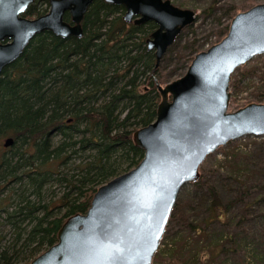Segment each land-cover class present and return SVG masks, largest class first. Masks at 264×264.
Listing matches in <instances>:
<instances>
[{"label": "trees", "instance_id": "16d2710c", "mask_svg": "<svg viewBox=\"0 0 264 264\" xmlns=\"http://www.w3.org/2000/svg\"><path fill=\"white\" fill-rule=\"evenodd\" d=\"M48 10L49 0H35L24 15L39 17ZM124 15V7L95 0L85 14L82 37L38 35L0 75V264H30L58 242L69 217L89 210L100 186L144 158L133 134L155 121L158 84L171 79L148 48L157 25L127 23ZM65 19L70 21V14ZM187 50L191 57L182 64L184 71L202 49ZM253 87L256 100L264 103V61L234 72L232 101ZM9 138L13 145L5 147ZM252 153L232 155L234 197L226 204L204 170L192 184L195 210L205 209L207 225L227 221L226 231L212 235L207 226L189 227V210L177 201L163 238L171 236L167 252L177 264H204V258L215 264H264V216L252 208L264 202L259 199L264 197V143ZM251 172L247 192L238 179ZM176 221L180 227L170 231ZM162 253L158 250L152 264Z\"/></svg>", "mask_w": 264, "mask_h": 264}, {"label": "water", "instance_id": "95a60500", "mask_svg": "<svg viewBox=\"0 0 264 264\" xmlns=\"http://www.w3.org/2000/svg\"><path fill=\"white\" fill-rule=\"evenodd\" d=\"M94 1L50 0L46 14L30 19L23 14L35 0H0V75L38 35L82 37V22ZM104 1L123 6L128 23H156L147 43L156 52L157 67L180 33L196 21L195 11L171 0ZM67 13L71 22L65 20ZM262 54L264 3L238 13L227 36L198 53L184 76L158 84L156 120L133 135L145 151L143 160L101 186L87 213L68 218L58 242L31 264H99L108 241L122 248L118 264H152L181 190L200 179L206 158L230 141L264 135V103L229 111L233 73Z\"/></svg>", "mask_w": 264, "mask_h": 264}, {"label": "rangeland", "instance_id": "374dc122", "mask_svg": "<svg viewBox=\"0 0 264 264\" xmlns=\"http://www.w3.org/2000/svg\"><path fill=\"white\" fill-rule=\"evenodd\" d=\"M177 6L192 9L196 12L197 20L192 28H187L182 32L180 39L177 42V45L174 48H170L165 56L162 58L160 64H162V72L166 73L167 79H171L167 83H163L162 86H165L174 80H177L184 76L188 68L184 71L182 64L187 63L188 59L191 57L190 50H187L188 47L195 45V47H200L201 51L208 50L214 44L220 42L228 33V28H230L233 18L240 12H244L251 8L254 5L264 3V0H171ZM175 4V5H176ZM262 56V55H260ZM255 57L250 62H253L254 65L258 64L261 61H264V55L262 57ZM182 74V75H181ZM254 85L258 84V81H255ZM254 87L253 89L240 93L230 104V112L237 111L251 103H263L259 102L255 98ZM264 143V136H252L247 135L242 137L235 142L221 147L215 153L209 155L205 162L202 164L201 169L205 172V180L209 183H214L218 185L220 190V198L223 203H227L229 200H233L234 197L232 193V178L234 175L231 171V163L234 153H240V151H247L248 153L253 154L258 144ZM234 155V156H232ZM232 156V157H231ZM240 155H237V157ZM243 157V156H241ZM245 158V157H244ZM231 161V163H230ZM234 164V163H233ZM240 166V165H239ZM202 173V171H201ZM245 173V172H244ZM254 173H247L249 181L244 178L238 179V183L242 186L244 191L249 192L250 189V180H252L251 175ZM206 182V183H207ZM254 190V189H253ZM195 189L192 184H186L179 195L178 201L181 202L182 206L185 205L189 210L190 217L188 218L190 224L196 225V227L202 228L207 226L206 233L209 234H220L222 231H226V223H213L212 225H207V222H204L205 209L202 211L195 210L197 204L194 201ZM257 193V191L253 192ZM233 196V197H232ZM260 197L259 199H263ZM180 204V205H181ZM253 211L259 215L264 216V202H258L253 205ZM195 207V208H194ZM251 208V209H252ZM188 210L186 214L188 215ZM193 215V217H191ZM194 215H198L194 216ZM179 228L177 221L172 225L171 230L176 231V228ZM188 229V227L186 228ZM208 231V232H207ZM183 233V234H182ZM180 235L181 239L183 238L184 232ZM187 233V232H185ZM174 236L173 238H177ZM168 235L167 238L163 239L160 245L159 250L163 253L162 258L159 260L158 264H170V259L173 256V253L167 252V245L171 242V236ZM208 247V246H207ZM170 258V259H169ZM173 260V259H171ZM229 260L233 258L229 257ZM176 264L177 262L173 260ZM204 264H215L216 262H211L210 259L204 258L202 260ZM228 264H231L228 263Z\"/></svg>", "mask_w": 264, "mask_h": 264}, {"label": "snow or ice", "instance_id": "6c2138e0", "mask_svg": "<svg viewBox=\"0 0 264 264\" xmlns=\"http://www.w3.org/2000/svg\"><path fill=\"white\" fill-rule=\"evenodd\" d=\"M109 247L102 249L105 253L100 260L99 264H118V261L122 258V248L116 241H108Z\"/></svg>", "mask_w": 264, "mask_h": 264}]
</instances>
